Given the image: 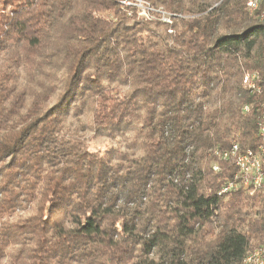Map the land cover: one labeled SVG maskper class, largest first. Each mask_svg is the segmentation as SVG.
<instances>
[{"label": "trees", "instance_id": "1", "mask_svg": "<svg viewBox=\"0 0 264 264\" xmlns=\"http://www.w3.org/2000/svg\"><path fill=\"white\" fill-rule=\"evenodd\" d=\"M144 1L172 23L116 0H0V264H243L264 248V195L218 197L235 168L214 155L257 143L264 88L242 78L264 83V5Z\"/></svg>", "mask_w": 264, "mask_h": 264}, {"label": "built area", "instance_id": "2", "mask_svg": "<svg viewBox=\"0 0 264 264\" xmlns=\"http://www.w3.org/2000/svg\"><path fill=\"white\" fill-rule=\"evenodd\" d=\"M122 9L134 7L139 16H143L148 20H156L157 18L149 11L161 14L164 22H170V16L164 15L163 11L147 6L144 0H116ZM264 5V0H245L243 9L250 15L259 11ZM151 6V5H150ZM148 14V15H147ZM258 76L254 73H246L242 78V85L250 92H260L261 87L258 86ZM264 108V105H263ZM243 113L249 111V106H244ZM257 143L252 148H240L237 142H233L225 150H216L215 157L218 160L229 162L235 168L233 176L228 180L222 188L217 192L218 197H225L232 192H242L247 196H253L257 193L264 195V112L258 122L256 133ZM212 169L218 170L215 164ZM243 264H264V248H255L250 251L244 258Z\"/></svg>", "mask_w": 264, "mask_h": 264}, {"label": "rangeland", "instance_id": "3", "mask_svg": "<svg viewBox=\"0 0 264 264\" xmlns=\"http://www.w3.org/2000/svg\"><path fill=\"white\" fill-rule=\"evenodd\" d=\"M146 4H147V6L149 8L150 7L154 8L153 6H150L149 3L146 2ZM154 9H158V10L162 11V9H160V8H154ZM149 10H152V9L150 8ZM134 13L136 14L137 18H145L143 16H139L137 11H135V10H134ZM134 13L132 11H128V15L134 14ZM150 13L152 14V11H149V17H150ZM153 13H157V12H153ZM164 15L166 16L165 13H164ZM169 23H172V20H170ZM87 139L89 140L87 142V146H88V148H89V150L91 152H101V153H103V152L109 150L112 146H114V142L106 140V139H92V140H90V137H87Z\"/></svg>", "mask_w": 264, "mask_h": 264}]
</instances>
